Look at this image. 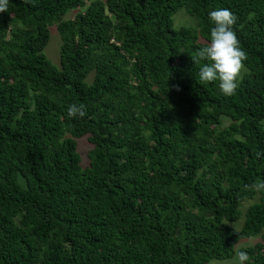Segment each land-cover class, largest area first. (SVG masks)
<instances>
[{
	"label": "trees",
	"instance_id": "16d2710c",
	"mask_svg": "<svg viewBox=\"0 0 264 264\" xmlns=\"http://www.w3.org/2000/svg\"><path fill=\"white\" fill-rule=\"evenodd\" d=\"M218 8L246 54L232 96L199 79ZM182 10L193 25L175 28ZM53 27L59 67L44 52ZM263 120L264 0H9L0 264H208L241 250L264 264Z\"/></svg>",
	"mask_w": 264,
	"mask_h": 264
},
{
	"label": "clouds",
	"instance_id": "9594fccd",
	"mask_svg": "<svg viewBox=\"0 0 264 264\" xmlns=\"http://www.w3.org/2000/svg\"><path fill=\"white\" fill-rule=\"evenodd\" d=\"M8 4L9 0H0V12H6ZM208 18L213 27L209 41L197 53L200 60L207 61L199 69V79L201 82L219 81L222 94L232 96L238 88L239 75L246 59L233 30L236 17L228 8H218L210 11ZM85 114L82 104H72L67 109L70 118L84 117ZM253 188L264 191V181L257 182ZM249 259L246 251L236 254V264H248Z\"/></svg>",
	"mask_w": 264,
	"mask_h": 264
},
{
	"label": "rangeland",
	"instance_id": "374dc122",
	"mask_svg": "<svg viewBox=\"0 0 264 264\" xmlns=\"http://www.w3.org/2000/svg\"><path fill=\"white\" fill-rule=\"evenodd\" d=\"M185 14H186L185 11L182 10V11H179L175 15V17H174L175 28H178L184 24L193 25V23L191 21L193 19L191 17H189L187 14H186L187 15L186 16ZM74 15H75L74 13H70L67 15V18L72 19L74 17ZM50 32H51L50 40H49V43L46 46L44 52H45L46 57L51 61V63L54 66L59 67L60 66L61 40H60V37H59L58 32H57L55 27L51 28ZM242 73H243V70H241L240 74H242ZM90 80H92V76H91ZM226 123H227V121L225 120V124ZM262 124L264 127V120H263ZM91 149H92L91 146L86 142L85 139H82L79 142L78 152L80 153L81 158H82L81 166L83 168L89 164L88 153ZM248 203H250V201H245L241 205V207H240V211H241L240 219L235 224L230 225L231 228H233L237 232L240 230V228L242 227V225L244 223L245 213H246V208H247ZM260 242H261V239L259 236L248 238V239H241L239 241V243L237 244L235 249L238 250L240 248H249V247H252L255 244H258ZM208 264H236V255L231 260H225V261L213 260V261L209 262Z\"/></svg>",
	"mask_w": 264,
	"mask_h": 264
}]
</instances>
